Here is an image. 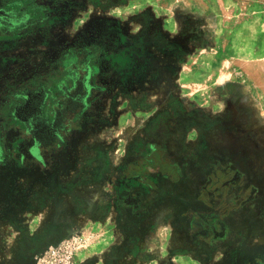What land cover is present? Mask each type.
<instances>
[{
    "label": "rangeland",
    "instance_id": "obj_1",
    "mask_svg": "<svg viewBox=\"0 0 264 264\" xmlns=\"http://www.w3.org/2000/svg\"><path fill=\"white\" fill-rule=\"evenodd\" d=\"M0 264H264V0H0Z\"/></svg>",
    "mask_w": 264,
    "mask_h": 264
}]
</instances>
